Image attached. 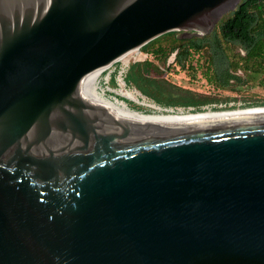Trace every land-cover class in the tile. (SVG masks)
<instances>
[{"label": "water", "instance_id": "95a60500", "mask_svg": "<svg viewBox=\"0 0 264 264\" xmlns=\"http://www.w3.org/2000/svg\"><path fill=\"white\" fill-rule=\"evenodd\" d=\"M239 2L0 0V264H264V110L174 119L110 82Z\"/></svg>", "mask_w": 264, "mask_h": 264}, {"label": "trees", "instance_id": "16d2710c", "mask_svg": "<svg viewBox=\"0 0 264 264\" xmlns=\"http://www.w3.org/2000/svg\"><path fill=\"white\" fill-rule=\"evenodd\" d=\"M176 32H166L141 47L153 58L129 66L125 76L128 86H134L163 108L179 107L190 113L206 111L204 106L216 103V99L173 92L156 75L162 71L155 59L164 65L169 54L175 52L174 64L193 74L200 71L215 89H243L249 84L264 89V0H240L234 10L220 18L209 36L181 37ZM165 43L169 47H164ZM115 73L116 70L110 78L112 85ZM256 106H264V102L250 107ZM247 107L231 108L225 104L209 108L218 111Z\"/></svg>", "mask_w": 264, "mask_h": 264}, {"label": "rangeland", "instance_id": "374dc122", "mask_svg": "<svg viewBox=\"0 0 264 264\" xmlns=\"http://www.w3.org/2000/svg\"><path fill=\"white\" fill-rule=\"evenodd\" d=\"M178 35V31L176 32ZM169 43H165L164 47H169ZM174 53V52H173ZM170 53L169 56L167 57L166 63L163 65L161 61L156 60L155 61L159 64L162 73L161 74H156L160 79H162L165 83V85L168 87L169 90L173 92H179L181 94H188V95H193L197 98L200 99H206V98H214L216 99V103H212L210 106L206 105L204 106L207 109H210L209 107H223L225 104L228 106L232 107H246V106H254L258 105L260 102H264V89L260 88L257 85H252L249 84L243 89L239 88H232V89H215L207 82L205 79H203L200 71H196L194 74L190 69L183 70L173 62L168 64V61L171 60L172 54ZM134 52L128 54L125 56L126 59L130 60L131 65L134 60ZM117 63L115 62L111 69H110V74L113 71L115 67H117ZM195 63V62H194ZM113 74V72H112ZM110 75V78L112 76ZM151 75V74H150ZM154 75V74H153ZM152 75V76H153ZM161 80V81H162ZM113 90H114V95H118L117 98L119 100L124 101L126 104L146 113H151L153 111H158L154 110L153 108L140 104L134 100H130L126 98L124 95L120 94V87L117 84L116 78H115V85H112ZM127 89H130L135 93V96L138 97L141 101H145L147 103H153L155 104L151 99L147 98L145 95H143L137 88L134 86L127 85ZM139 93V94H138ZM122 96V97H121ZM127 100V101H126ZM136 105V106H135ZM157 105V104H156ZM159 106V105H157ZM163 111H166L165 108L159 106ZM247 107V108H249ZM168 111L172 110L174 112H180L184 111L183 108H166Z\"/></svg>", "mask_w": 264, "mask_h": 264}, {"label": "bare ground", "instance_id": "6f19581e", "mask_svg": "<svg viewBox=\"0 0 264 264\" xmlns=\"http://www.w3.org/2000/svg\"><path fill=\"white\" fill-rule=\"evenodd\" d=\"M120 94L124 95L125 97H128L130 99H133L134 101H136L140 104L147 105V106L153 108L154 110H158L157 112L156 111L151 112V114H156V115L165 116V117L174 118V119H192V118L209 116V115H214V114H222V113H230V112H238V111L264 110V106H256V107H249V109L246 108V110H244L245 108H243V109L236 108V109H231V110H218V111H212L211 109H207L206 111L198 112V113H190V112H183V111L174 112L172 110L171 111L166 110V111L162 112V109L159 106H157L156 104L141 101L138 97L135 96V94H133L130 91H127V92L126 91H120ZM117 96L118 95L116 94L115 97H117ZM120 101H122V100H120ZM122 102H124V101H122Z\"/></svg>", "mask_w": 264, "mask_h": 264}, {"label": "built area", "instance_id": "2783aa9c", "mask_svg": "<svg viewBox=\"0 0 264 264\" xmlns=\"http://www.w3.org/2000/svg\"><path fill=\"white\" fill-rule=\"evenodd\" d=\"M134 52V55H135V57H134V60H133V63L134 62H137V61H143V60H145V58H146V52L145 53H143L142 51H141V48H139V49H135V50H132L131 52H129V53H127V54H125V55H123V56H121L116 62H119V63H117L118 65H117V67H115L114 69H113V71H115L116 70V73H115V78H116V81H117V84L119 85V87H120V91H130V92H132L133 94H135L136 92H134V91H132V90H130V89H127V84H126V81H125V76H126V73H127V70H128V68H129V64H130V60L129 59H126L125 58V56H127L128 54H130V53H133ZM112 71V72H113ZM112 72H111V74H112ZM110 74V75H111ZM137 94V93H136ZM139 94V93H138ZM126 98H128V97H126ZM128 99H130V98H128ZM130 100H133V99H130Z\"/></svg>", "mask_w": 264, "mask_h": 264}, {"label": "flooded vegetation", "instance_id": "af4514ba", "mask_svg": "<svg viewBox=\"0 0 264 264\" xmlns=\"http://www.w3.org/2000/svg\"><path fill=\"white\" fill-rule=\"evenodd\" d=\"M214 29V28H213ZM213 29L210 31V32H208L207 34H203V35H197V34H192V35H189V34H185L183 31H180V35L179 36H188V37H192V36H197V37H202V36H209V35H211V33L213 32ZM177 31V30H176ZM141 51L143 52V53H145V51H143L142 49H141ZM153 57H152V55H151V53H148V52H146V58H145V60L146 59H152ZM144 61V60H143Z\"/></svg>", "mask_w": 264, "mask_h": 264}]
</instances>
